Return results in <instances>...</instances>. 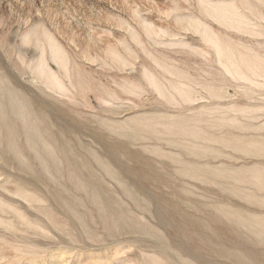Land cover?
Segmentation results:
<instances>
[{
    "label": "rangeland",
    "instance_id": "rangeland-1",
    "mask_svg": "<svg viewBox=\"0 0 264 264\" xmlns=\"http://www.w3.org/2000/svg\"><path fill=\"white\" fill-rule=\"evenodd\" d=\"M0 264H264V0H0Z\"/></svg>",
    "mask_w": 264,
    "mask_h": 264
}]
</instances>
